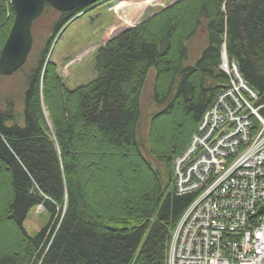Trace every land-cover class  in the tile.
<instances>
[{
	"label": "trees",
	"instance_id": "16d2710c",
	"mask_svg": "<svg viewBox=\"0 0 264 264\" xmlns=\"http://www.w3.org/2000/svg\"><path fill=\"white\" fill-rule=\"evenodd\" d=\"M82 10L60 16L25 75L23 124L9 99L0 105V264H165L169 234L192 200L176 196L172 161L227 88L222 49L264 102V0H180L98 48L94 79L66 90L46 55ZM13 18L10 0H0V52ZM199 32L206 46L186 65ZM151 69L159 110L141 143ZM37 206L47 221L31 236L23 223Z\"/></svg>",
	"mask_w": 264,
	"mask_h": 264
},
{
	"label": "built area",
	"instance_id": "2783aa9c",
	"mask_svg": "<svg viewBox=\"0 0 264 264\" xmlns=\"http://www.w3.org/2000/svg\"><path fill=\"white\" fill-rule=\"evenodd\" d=\"M219 69L227 88L172 161L176 193L192 200L168 264H264V102L234 61Z\"/></svg>",
	"mask_w": 264,
	"mask_h": 264
},
{
	"label": "rangeland",
	"instance_id": "374dc122",
	"mask_svg": "<svg viewBox=\"0 0 264 264\" xmlns=\"http://www.w3.org/2000/svg\"><path fill=\"white\" fill-rule=\"evenodd\" d=\"M138 1L140 0H98L96 5L92 8L79 13L67 21L54 38L49 47L48 54L46 55V61L55 65L56 71L62 79L63 87L66 90H75L94 79V55L98 48L105 45L120 32L134 27L156 12L170 7L171 4L177 0H152L140 10L125 29L118 33L112 31L116 28V25L120 24V18L125 13L122 9L119 10V13H116L114 6L117 3L122 5H133ZM62 15L64 14L52 8H48L42 12L31 27L32 45L26 62L11 76H2L0 79V105L5 104L8 99L10 100L15 109V123L18 125L23 124L25 75L33 67L38 54L46 48V42L52 35V27ZM205 40L204 34L199 32L187 43L188 60L185 63L186 65H192L195 62L202 49L206 46ZM223 53H225L224 49H222L221 57L224 55ZM154 74V69L148 72L141 93L140 119L137 127V138L141 143L145 142L146 139L149 117L159 110L158 107L153 104L151 96ZM41 105L45 125L51 132L48 113L42 104V98ZM173 186H175L174 182ZM174 192L176 196H183L176 193L175 188ZM181 217L182 215L179 217L177 223ZM46 221L47 215L43 207L37 206L27 215L23 223V228L27 234L33 236L43 228ZM176 225L169 234L165 264H168V252Z\"/></svg>",
	"mask_w": 264,
	"mask_h": 264
},
{
	"label": "water",
	"instance_id": "95a60500",
	"mask_svg": "<svg viewBox=\"0 0 264 264\" xmlns=\"http://www.w3.org/2000/svg\"><path fill=\"white\" fill-rule=\"evenodd\" d=\"M178 1L180 0L176 2ZM97 2L98 0H10L14 18L0 52V74L4 77L11 76L26 62L32 45L31 27L42 14L45 4L65 14L75 9H83L82 12H85ZM223 54L222 57L225 56Z\"/></svg>",
	"mask_w": 264,
	"mask_h": 264
},
{
	"label": "bare ground",
	"instance_id": "6f19581e",
	"mask_svg": "<svg viewBox=\"0 0 264 264\" xmlns=\"http://www.w3.org/2000/svg\"><path fill=\"white\" fill-rule=\"evenodd\" d=\"M151 1L152 0H140L133 5H122L120 3H117L116 5L114 4L115 6H113L116 13H119V10L121 9L125 13L120 18V24L116 25V28L112 31L118 33L125 29L133 21L134 17L140 12V10L148 5V3H150Z\"/></svg>",
	"mask_w": 264,
	"mask_h": 264
}]
</instances>
